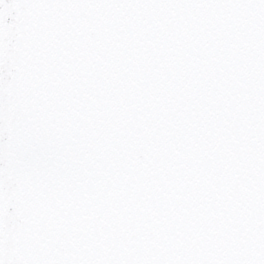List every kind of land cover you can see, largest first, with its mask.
Wrapping results in <instances>:
<instances>
[{"label": "snow or ice", "instance_id": "obj_1", "mask_svg": "<svg viewBox=\"0 0 264 264\" xmlns=\"http://www.w3.org/2000/svg\"><path fill=\"white\" fill-rule=\"evenodd\" d=\"M0 264H264V0H0Z\"/></svg>", "mask_w": 264, "mask_h": 264}]
</instances>
